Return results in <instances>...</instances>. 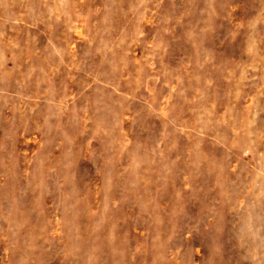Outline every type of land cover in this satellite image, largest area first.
<instances>
[{
    "label": "rangeland",
    "instance_id": "374dc122",
    "mask_svg": "<svg viewBox=\"0 0 264 264\" xmlns=\"http://www.w3.org/2000/svg\"><path fill=\"white\" fill-rule=\"evenodd\" d=\"M0 264H264V0H0Z\"/></svg>",
    "mask_w": 264,
    "mask_h": 264
}]
</instances>
